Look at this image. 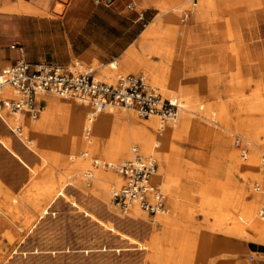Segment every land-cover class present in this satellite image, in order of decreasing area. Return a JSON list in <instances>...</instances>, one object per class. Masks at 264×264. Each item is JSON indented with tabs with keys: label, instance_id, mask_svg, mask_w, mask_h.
Returning a JSON list of instances; mask_svg holds the SVG:
<instances>
[{
	"label": "rangeland",
	"instance_id": "1",
	"mask_svg": "<svg viewBox=\"0 0 264 264\" xmlns=\"http://www.w3.org/2000/svg\"><path fill=\"white\" fill-rule=\"evenodd\" d=\"M151 6L148 18L143 20L146 27L149 21L159 13L158 6ZM207 13H209L208 18H232L236 36L231 38L223 36L220 41L213 42L204 35L205 31H201L198 37L189 41L187 32L190 24L187 11H183L177 16L176 39L172 40L164 36L159 46L161 57L166 58L171 66L173 63L180 64L183 66V71L190 73L192 77L198 76L208 80L209 76L218 72L209 67L216 45L218 43L222 45L223 53L230 55L232 54L230 44L241 45L237 38L238 35L242 43L247 45V51L251 53L252 57L255 56V50L264 54V0H215L213 7L207 9ZM150 40L153 39L150 38ZM7 44L9 45L10 41ZM134 53L139 56L142 51L140 49ZM11 54L13 53L9 52V55ZM151 61L165 62L164 59L157 57L149 58V62ZM257 61L261 62V67L252 64L253 68L248 69V63L244 60V75L253 80H262L264 84V65H262L264 58L255 62ZM131 65L137 72L123 71L119 64L117 69H112L108 65L101 66L98 63L92 64L91 67L97 70L98 78L107 81L113 80L119 74L129 72L143 75L142 66ZM177 71L181 75V69ZM226 71L233 73L234 65L226 67ZM145 78L164 95L177 96L184 103L181 94L174 92L172 79H165L163 82L157 83L147 76ZM230 87L231 83L217 84L216 81L209 80L197 82L195 85L204 104L209 103L217 106L220 104V106H225L227 102L231 101L223 94V91ZM254 88V84L245 86L244 97L251 96ZM54 96L61 97L55 94ZM68 99L76 101L74 98ZM202 106H204L203 109L195 108L190 117L195 123L202 125L204 133L208 135L204 137L198 130L194 133L192 130L181 131V140L173 139L172 143L179 146L178 153L183 160L182 167L181 164L173 166L166 175L167 180L178 188L175 198L184 205L188 215L174 216L171 214L167 204L169 193L164 188L162 181H156L161 186L166 198L167 213L163 215L170 217V224L164 227L156 221L158 216H150L137 208L145 216L149 225L154 226L153 230L148 227L133 230L122 227L119 219L125 217L126 213L121 212L112 204L110 194L111 186L115 185L118 180L117 173L102 167L92 168L91 165L93 159L121 162L130 156L120 157L117 160L104 159V157L91 152L82 156L83 148H79L71 155L73 158L70 160L68 150L63 149L56 142L51 131H47L48 133L45 135L37 136L36 143L27 140L20 142L17 139L13 147L8 149L11 156L8 152L0 150V181H4L2 184L10 190H5V192L18 193L22 200H25L27 196L34 198V204L26 201L20 203L19 223L23 222L26 215L32 219H38V221L45 215L47 217L45 221L32 228V233L27 236L20 247H18L17 241L30 224L24 229L11 225L0 227V264H264V243L252 240L249 234L244 237L235 234L232 221L229 220L232 217L230 213L232 205L236 203L232 199L237 196H239L237 202L241 199L252 201L257 198L259 193L261 194L259 198L263 201L259 207L264 205V180L261 175L260 159L264 152L262 146L264 124L260 121L258 140L252 142L245 133L237 131L236 127L232 126L241 119H247L249 117L247 112H236L232 107L227 118L228 124L225 125L218 120L217 116L214 120V117L204 115L205 105L202 104ZM112 109L117 112L128 111L119 106H113ZM129 111L134 113L138 121L146 120L137 116L134 110L129 109ZM181 113L180 111L175 121L164 124V127L178 124ZM39 117L40 113L36 119H31L25 114L17 115V122H15L16 125L21 126L22 137L26 138L27 136L24 135L26 133L25 126L22 124L23 120L29 119L35 123L34 120L37 121ZM151 117L159 122L158 117ZM85 132L89 133V130L85 129ZM237 135H241L249 142L245 156L247 159L242 158L239 150L234 146V138ZM133 146H135L134 143L129 144V155H131ZM139 151L144 154H152L140 148ZM251 155L257 157L258 177H253V174L251 175L246 168ZM77 160L86 161V163L73 165L70 170L65 168L67 162L75 163ZM86 170L90 173L102 170L101 172L105 175L111 174V177L110 175L103 176L104 178L101 179L109 189V191L107 190L108 205L98 204L92 197L95 177L94 174L91 178L85 176L83 173ZM67 173L70 175L68 176ZM74 175L80 177L87 190H81V183L72 179ZM259 178L260 180H258ZM257 185L261 186L260 190L256 189ZM0 191V194L4 192V190ZM187 191H194L192 198L185 197ZM203 192L209 198L226 197L229 202L223 211L225 214L229 213L227 222L216 226L211 215L202 211L198 204ZM72 202L79 203L96 218L83 216L81 212L75 211L70 206ZM33 224L35 225V223ZM211 226L217 228L213 235L209 231ZM6 232L13 235L12 242L5 238ZM124 245L127 246V250L119 252L115 250L116 248L117 250L121 249ZM34 248L45 251L32 254ZM93 248H97V250H92ZM109 248L110 250H102ZM15 250L16 252L13 253Z\"/></svg>",
	"mask_w": 264,
	"mask_h": 264
},
{
	"label": "bare ground",
	"instance_id": "2",
	"mask_svg": "<svg viewBox=\"0 0 264 264\" xmlns=\"http://www.w3.org/2000/svg\"><path fill=\"white\" fill-rule=\"evenodd\" d=\"M145 1L146 4L158 6L159 13L141 34L139 44L142 54L136 56L134 51H130V55L135 58L133 65L136 64L143 67L142 72L144 77L147 76L157 83L163 82L165 79L173 80L174 92L176 94H181V98L184 102L182 103V113L179 123L164 127V125H161L157 122V119L153 117H149L144 121H138L134 113L129 111V109H127L128 111L126 112H117L110 106L104 108L95 116L90 117L88 106L85 103L68 99L70 97H57L51 93L41 94L38 95V98H44L46 104L40 111L39 119L37 121L34 120L35 123L31 122L29 119L23 120L22 124L25 126L26 134L24 135H27L26 138L22 137V132L19 133L16 130V126H18L16 125L18 114H15L13 117H7L3 114L8 115L9 113L0 112V150L10 154L11 152L8 149L13 147L17 139L20 142L27 140L36 143V140H38L37 136L45 135L48 133L47 131H51L56 142L63 147V149L68 150L70 160L73 158L71 155L79 148H83V152L81 153L82 156L91 152L109 160H117L120 157L125 158L127 156L131 157L128 153L129 144L134 143L135 147L138 149L140 148L145 152H150L155 155L158 162V170L153 175L152 180L154 182H163L164 188L169 193L167 204L171 214L174 216H179L181 214L188 215L184 205L181 204L180 200L175 198V192L178 191V188L168 181L166 177L168 171L173 166L181 164L182 167L183 164L181 155L178 153L179 146L174 145L172 140H181V131L187 132L192 130L194 133L198 130L204 137L208 135L204 133L201 127L202 125H198L190 117V114L195 108L203 109V104L205 105V109L203 110L204 115L206 114L208 117H214V120H216L215 117L217 116L219 117L218 120L222 121L225 125L228 124L227 118L232 107L235 108L236 112H247L249 114L247 119H241V121L236 122L232 126L236 127L237 131L245 133L252 142L257 141L260 123L262 122L264 124V84L262 80H253L244 75L243 63L244 60L247 61L248 69L253 68L252 64L261 67V62L255 61L264 58V54L263 52L255 50V56L252 57L251 53L247 51V45L242 43L239 35L237 38L241 45L235 46L234 43L230 44V50L232 51L230 55L228 53H223L222 45L218 43L213 50V56L209 63V67L216 69L218 72L209 76L208 80L216 81L217 84L231 83V87L223 91L225 97L229 98L231 101L227 102L225 106H220L221 104L218 106L209 103L204 104L196 90L199 87L195 88V85L197 82L208 80L199 78L198 76L192 77L190 73L183 71L182 65L180 66V64L173 63V66H171L166 58L161 57L159 46L162 37L166 36L172 40L176 39V33L178 31L177 16L183 11H187V18L189 19L188 22L190 25L187 32L189 41L198 37L201 31H205L204 35L213 42L220 41L223 36H228L229 38L234 37L236 36L234 32V20H232V18H208L209 13H207V9L213 7L215 0ZM150 38L153 40L151 41ZM148 57L162 58L165 62H149ZM230 65H234L233 73L226 71V67L228 68ZM262 65H264V61H262ZM108 67L117 69L118 63L112 61L108 64ZM178 69H181V75L177 71ZM125 71L137 72L132 65L126 68ZM103 75L106 76V74ZM253 84L255 88L251 96L244 97V87L252 86ZM85 129L89 130V133H86ZM200 133H198V135ZM262 146L264 147V141L262 142ZM85 163L86 161L82 160H77L75 163L67 162L65 168L70 170L73 165H82ZM256 167L257 157L255 155L249 156L246 168L251 175L253 174V177H258L259 174V172L256 171ZM101 171L102 170H97L95 173H91V176L94 174L95 177L94 194L92 197L98 204L108 205L109 198L107 196V190L109 191V189H107L105 183L101 181V179L104 178L103 176L108 177L110 175L111 177V174L105 175ZM88 172L89 171L86 170L83 174L88 176ZM164 173L166 174L164 175ZM67 175L69 176L70 174L67 173ZM117 176L118 180L115 182V185L120 183L119 175L116 174V178ZM72 179L81 183L82 191L87 190L79 176L74 175ZM258 180H260V178ZM3 182L0 181V190H4V192L0 194V227L11 225L24 229L25 226L27 227V225L30 224L26 228L25 233L17 241L18 247H20L27 236L32 233V228L36 227V224L45 221L47 217L45 215L38 221V219L35 220L29 215H26L23 218V222L20 224L18 221L20 218L18 215L20 203L26 201L34 204V198L33 196H27L25 200H22L18 193L5 192V190H10L2 184ZM193 195L194 191H187L185 193L186 198H192ZM259 196H261V194L258 193L257 198L252 201L241 199L237 202L239 196L233 198L232 200L236 203L232 205L233 208L230 210L232 214L231 218L228 216L229 213L225 214L223 211L225 205L229 202L226 197L221 199L209 198L203 192L200 196L198 206L202 211L211 215V219H213V223H215L216 226H220L227 222L229 218L234 226L233 231L235 234L237 233L242 237L249 234L252 240L264 243V219L259 217V206L263 201ZM70 206H72L75 211L81 212L83 216H88L93 219L96 218L95 215H92L90 211L83 208L77 202H72ZM6 208L8 209L5 210ZM124 216L125 217H120L119 222L125 229L133 230L146 227H148V229H154V226L149 225L145 216H143L136 207L130 209ZM156 216H158L156 221L164 225V227L170 224L169 216ZM186 219H188V217H186ZM33 223H35V225ZM216 229L215 226L209 227L211 235L215 234ZM4 236L8 241H13V235L10 232H6ZM126 247L124 245L121 249L117 250L116 248L115 250L118 252L121 250L125 251L127 250ZM92 250H97V248H93ZM102 250L106 251L110 250V248ZM44 251L43 249L34 248L32 254H38ZM15 252L16 250L13 253ZM52 253L55 252L52 251Z\"/></svg>",
	"mask_w": 264,
	"mask_h": 264
},
{
	"label": "built area",
	"instance_id": "3",
	"mask_svg": "<svg viewBox=\"0 0 264 264\" xmlns=\"http://www.w3.org/2000/svg\"><path fill=\"white\" fill-rule=\"evenodd\" d=\"M127 7L132 6L128 4ZM10 47L23 53L22 48L16 44ZM48 93L85 103L90 117L108 106H119L134 110L137 116L144 119L156 116L164 125L175 121L182 109L179 97L164 95L142 74H119L107 81L98 78L91 68L84 69L75 64L67 67L54 63L33 65L21 55L13 63L0 68V112L25 114L35 119L42 109L41 102L37 100L38 95ZM16 130L21 133V126H16ZM234 146L240 156L245 158L248 140L237 135ZM260 159L264 180V152ZM91 165L92 168L113 170L119 175L120 183L111 186L110 194L112 204L121 212L127 213L136 207L153 217L167 213L166 198L161 186L152 180L157 170L153 154H144L133 146L131 157L126 160L106 162L93 159ZM88 178H91L89 172ZM260 187L257 185L256 189L260 190ZM259 217L264 219V206L259 210Z\"/></svg>",
	"mask_w": 264,
	"mask_h": 264
},
{
	"label": "crops",
	"instance_id": "4",
	"mask_svg": "<svg viewBox=\"0 0 264 264\" xmlns=\"http://www.w3.org/2000/svg\"><path fill=\"white\" fill-rule=\"evenodd\" d=\"M150 9L145 0H0V65L6 63L0 68L21 55L33 65L79 64L84 69L116 61L124 71L135 59L130 51L141 49L143 20ZM37 100L43 108L45 99Z\"/></svg>",
	"mask_w": 264,
	"mask_h": 264
}]
</instances>
